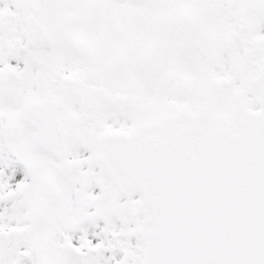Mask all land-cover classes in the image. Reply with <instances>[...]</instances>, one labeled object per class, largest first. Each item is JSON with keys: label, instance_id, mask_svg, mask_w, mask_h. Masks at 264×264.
<instances>
[{"label": "snow or ice", "instance_id": "1", "mask_svg": "<svg viewBox=\"0 0 264 264\" xmlns=\"http://www.w3.org/2000/svg\"><path fill=\"white\" fill-rule=\"evenodd\" d=\"M0 264H264V0H0Z\"/></svg>", "mask_w": 264, "mask_h": 264}]
</instances>
